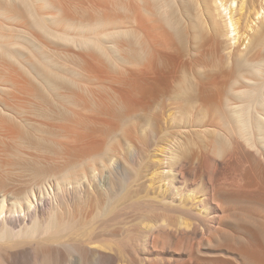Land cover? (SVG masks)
<instances>
[{
    "label": "bare ground",
    "instance_id": "1",
    "mask_svg": "<svg viewBox=\"0 0 264 264\" xmlns=\"http://www.w3.org/2000/svg\"><path fill=\"white\" fill-rule=\"evenodd\" d=\"M126 11L128 89L146 110L157 111L147 120L150 139L127 145L116 159H102L77 181L70 175L72 187L65 177L47 191L37 170L30 173L37 181L22 189L0 187V264H264V0H127ZM215 60L223 62L225 73L206 72ZM165 107L176 112L174 123L196 134L214 128L216 139H158L154 128L168 122ZM152 149L162 157L150 188L143 181L157 165ZM201 161L205 180L197 184ZM188 163L197 167L188 170ZM224 168L232 172L220 181L217 171ZM90 195L105 199L98 215L111 212L123 195L145 207L135 208L133 219L129 215L117 231L118 252L108 239H96L92 225L81 237L75 233L78 239L70 233L73 241L58 237L77 225L66 216L58 219V211ZM32 238L47 248L35 243L18 261L9 248ZM218 242L226 252L216 249ZM147 249L151 260L139 257Z\"/></svg>",
    "mask_w": 264,
    "mask_h": 264
},
{
    "label": "rangeland",
    "instance_id": "2",
    "mask_svg": "<svg viewBox=\"0 0 264 264\" xmlns=\"http://www.w3.org/2000/svg\"><path fill=\"white\" fill-rule=\"evenodd\" d=\"M126 4L127 0H0V187L22 189L30 183L35 170L45 173V179L42 174L38 181L45 180L42 185L47 191L55 190L65 177L69 178L64 180L67 187H72L75 182L70 177L77 181L84 172L99 167L102 159H116L127 145L150 139L147 120L157 111L154 106L146 110L139 95L128 89L132 64ZM246 42L247 39L243 45ZM187 70L192 69L188 66ZM205 70L209 74H223L226 67L215 60L209 61ZM164 112L168 122L154 128L158 139L163 134L167 139L184 143H211L216 139L214 128L196 134L197 129H186L171 120V115L176 114L172 107H165ZM154 150H149V156L157 162L162 153ZM261 156L263 159L264 155ZM158 163L156 168H149L143 181L148 187L153 186L149 177L155 169L159 171ZM203 163L197 168L190 163L186 167L196 168L197 184L205 180ZM230 168L217 171L218 175L224 174L217 175L220 181L229 179L225 176L232 172ZM158 185L159 190L165 191L161 182ZM121 197L105 215L96 211L104 204L101 196L95 200L90 195L83 204L75 201L68 210L65 206L61 208L58 219L66 216L64 219L69 217L77 225L60 232V240L81 237L82 231L93 228L89 226L92 225L97 228L96 239L102 242L103 238L108 239L112 248L121 250L116 241L120 236L117 231L133 219L135 208H145L127 201L124 195ZM45 237L46 234L42 239ZM36 239L9 249L21 261L24 252L33 249L35 243L41 244V238L39 243ZM218 247V251H227L222 242H218ZM150 251H140L139 257L151 260L154 255Z\"/></svg>",
    "mask_w": 264,
    "mask_h": 264
}]
</instances>
